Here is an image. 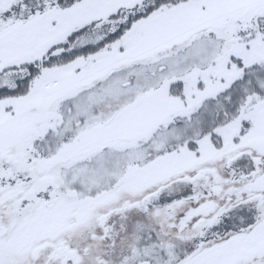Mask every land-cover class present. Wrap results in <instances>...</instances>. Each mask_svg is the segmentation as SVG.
Instances as JSON below:
<instances>
[{"label":"snow or ice","instance_id":"6c2138e0","mask_svg":"<svg viewBox=\"0 0 264 264\" xmlns=\"http://www.w3.org/2000/svg\"><path fill=\"white\" fill-rule=\"evenodd\" d=\"M0 264H264V0H0Z\"/></svg>","mask_w":264,"mask_h":264}]
</instances>
